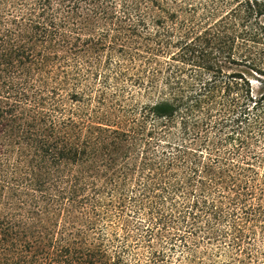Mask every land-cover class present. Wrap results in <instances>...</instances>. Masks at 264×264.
Masks as SVG:
<instances>
[{"label": "trees", "instance_id": "obj_1", "mask_svg": "<svg viewBox=\"0 0 264 264\" xmlns=\"http://www.w3.org/2000/svg\"><path fill=\"white\" fill-rule=\"evenodd\" d=\"M0 264H264V0H0Z\"/></svg>", "mask_w": 264, "mask_h": 264}, {"label": "rangeland", "instance_id": "obj_2", "mask_svg": "<svg viewBox=\"0 0 264 264\" xmlns=\"http://www.w3.org/2000/svg\"><path fill=\"white\" fill-rule=\"evenodd\" d=\"M254 84V86L256 85V83H253Z\"/></svg>", "mask_w": 264, "mask_h": 264}]
</instances>
